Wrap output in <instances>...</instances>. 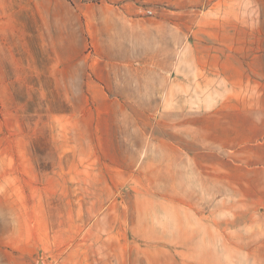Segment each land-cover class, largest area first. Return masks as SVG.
Listing matches in <instances>:
<instances>
[{
	"label": "rangeland",
	"instance_id": "374dc122",
	"mask_svg": "<svg viewBox=\"0 0 264 264\" xmlns=\"http://www.w3.org/2000/svg\"><path fill=\"white\" fill-rule=\"evenodd\" d=\"M0 264H264V0H0Z\"/></svg>",
	"mask_w": 264,
	"mask_h": 264
},
{
	"label": "crops",
	"instance_id": "0c3cea01",
	"mask_svg": "<svg viewBox=\"0 0 264 264\" xmlns=\"http://www.w3.org/2000/svg\"><path fill=\"white\" fill-rule=\"evenodd\" d=\"M184 44H185V42H183V41H181V42H177V44L175 45V49H177V52H176V56L178 57V50H180L181 48H183L184 47Z\"/></svg>",
	"mask_w": 264,
	"mask_h": 264
},
{
	"label": "built area",
	"instance_id": "2783aa9c",
	"mask_svg": "<svg viewBox=\"0 0 264 264\" xmlns=\"http://www.w3.org/2000/svg\"><path fill=\"white\" fill-rule=\"evenodd\" d=\"M148 13H150L151 11L147 10Z\"/></svg>",
	"mask_w": 264,
	"mask_h": 264
}]
</instances>
